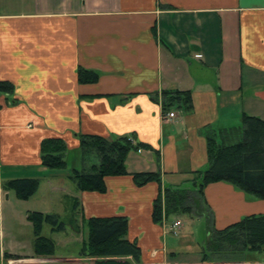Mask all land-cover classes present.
Segmentation results:
<instances>
[{"label":"crops","instance_id":"1","mask_svg":"<svg viewBox=\"0 0 264 264\" xmlns=\"http://www.w3.org/2000/svg\"><path fill=\"white\" fill-rule=\"evenodd\" d=\"M79 68L98 82L79 84ZM0 81L14 86L0 94V253L20 257L1 264H93L78 253L17 254L28 246L5 220L29 226L34 198L50 204L57 196L77 200L80 219L125 217L142 264H264V251L202 262L193 234L173 235V221L152 220L159 189L192 190L208 168L206 129L239 130L243 115L264 121V0H0ZM163 91H189L192 111L165 121L151 99ZM78 135L133 136L149 149L130 152L127 171L158 172L160 186L106 177L105 193L79 192L69 173L41 167V141L60 138L79 170ZM240 139L238 132L226 143ZM14 179H37L38 189L18 200L1 188ZM204 198L216 230L264 214V200L228 183L208 185ZM252 253L262 262L248 261Z\"/></svg>","mask_w":264,"mask_h":264},{"label":"trees","instance_id":"2","mask_svg":"<svg viewBox=\"0 0 264 264\" xmlns=\"http://www.w3.org/2000/svg\"><path fill=\"white\" fill-rule=\"evenodd\" d=\"M79 84H95L98 75L89 70H77ZM14 86L0 81V94L12 95ZM126 96L121 102H126ZM152 101L161 107L162 116L172 111L188 114L192 111V99L189 91H163L151 96ZM13 104L14 101H11ZM240 132L241 139L226 143ZM206 155L208 168L200 175V181L192 190L184 188L159 189L153 201L152 220L162 225L166 221L180 220L187 215L192 219L205 218L210 227V238L202 253V262H220L228 256L242 252L260 253L264 251V214L242 218L222 230L213 227V215L204 198L205 188L214 183L224 182L236 190L264 200V121L243 115L240 129L215 131L206 129ZM81 168L73 169L67 176L79 192L106 191V177L130 176L136 187L149 183L161 184L158 172L129 173L126 159L130 152L149 149L137 143L133 136L106 139L95 135H78ZM67 147L60 138L44 139L40 143L41 167L45 170H64L67 166ZM196 174H199L196 172ZM37 179H14L1 184L5 192L12 191L18 200L26 201L38 189ZM73 216L78 214L77 200H73ZM27 220L33 228V255L51 257L55 247L51 239L41 235L43 224L50 226L52 232L64 230V224L56 214L29 212ZM74 231L86 229V238L82 240L77 257L91 260L93 264H142L141 252L136 242L126 239L128 221L125 217H92L71 220ZM20 257L0 253V264L6 260H18Z\"/></svg>","mask_w":264,"mask_h":264},{"label":"rangeland","instance_id":"3","mask_svg":"<svg viewBox=\"0 0 264 264\" xmlns=\"http://www.w3.org/2000/svg\"><path fill=\"white\" fill-rule=\"evenodd\" d=\"M79 148V147H78ZM66 163L67 166L64 170H52L55 172H64V173H70L73 168H76L74 163H78V157L77 156H69V158L66 157ZM81 163V161H80ZM200 181V180H199ZM198 181V182H199ZM41 188L37 192L36 197H40L42 194ZM191 188V187H190ZM11 195H14V193L11 191ZM58 198V196H57ZM55 199L54 202L48 203L49 198L38 200V198H34V202H31L32 210L33 212H40L43 214H56L59 216L60 221L64 224V230L58 231V232H52L51 228L47 224H43L41 235L49 238L54 243L55 247V255L56 256H67V255H76L79 251V248L81 246V241L86 238L87 230H81L79 233L74 231L71 227V220L75 219L78 222L80 221L79 215L75 214L73 216L74 210H73V200L72 202L69 201V199L63 198L64 200L58 201V199ZM62 199V197H60ZM24 207V204H22ZM30 205V204H29ZM49 208H52L54 211H47ZM18 210V208H16ZM41 210V211H40ZM78 211V209H76ZM181 222L183 227L181 228L180 233H184L185 235H194V237L197 239V242L200 244L201 247L205 248V244L207 243L206 240V224L203 219L197 220L192 219L187 215H184L181 217ZM8 223V225H7ZM12 224V226H10ZM23 220H17L14 221V223H11L10 218L8 217L7 221L4 222V228L8 229L11 228L12 231L16 232V235L21 237V240H23L24 244L27 245V251H20L21 255H26L28 253L26 252H32L33 253V228L31 225L24 226ZM28 225V224H27ZM174 235V234H173ZM253 255V258H248V261L260 263L262 260L260 259L259 254L254 255V253L250 254ZM247 256H249L247 254Z\"/></svg>","mask_w":264,"mask_h":264},{"label":"built area","instance_id":"4","mask_svg":"<svg viewBox=\"0 0 264 264\" xmlns=\"http://www.w3.org/2000/svg\"><path fill=\"white\" fill-rule=\"evenodd\" d=\"M174 117H175L174 113H173V112H169V113H167V114L163 117V119H164L165 121H168V120L173 119ZM139 152H140V150L138 151V153H139ZM181 228H182V223H181V221H180V220H174V221L169 225L168 230H169V232H170L171 234L177 235V234L180 232Z\"/></svg>","mask_w":264,"mask_h":264}]
</instances>
